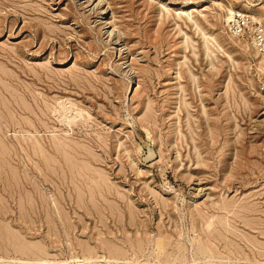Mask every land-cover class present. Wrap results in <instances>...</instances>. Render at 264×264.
I'll list each match as a JSON object with an SVG mask.
<instances>
[{
    "label": "rangeland",
    "instance_id": "374dc122",
    "mask_svg": "<svg viewBox=\"0 0 264 264\" xmlns=\"http://www.w3.org/2000/svg\"><path fill=\"white\" fill-rule=\"evenodd\" d=\"M62 261L264 264V0H0V264Z\"/></svg>",
    "mask_w": 264,
    "mask_h": 264
},
{
    "label": "bare ground",
    "instance_id": "6f19581e",
    "mask_svg": "<svg viewBox=\"0 0 264 264\" xmlns=\"http://www.w3.org/2000/svg\"><path fill=\"white\" fill-rule=\"evenodd\" d=\"M100 2H101V1H100ZM184 7H185V6H184ZM106 12H107V11H106ZM77 113H78V112H77ZM77 113H76V114H77ZM80 113H81V111H80ZM72 114H73V113H72ZM76 114H74V116H75ZM70 117H71V116H70ZM79 118H80V116H79ZM71 120H72V119H71ZM71 120H70V121H71ZM74 120H75V119H74ZM67 121H68V120H67ZM68 125H69V124H68ZM162 241H163V239H162ZM160 243H161V242H160ZM157 244H158V243H157ZM159 245H161V244H159ZM114 249H115V251H117V250H116L117 248H114ZM98 257H99V256H98ZM87 258H88V257H86V259H87ZM86 259H85V260H86ZM99 259H100V258H98V260H99ZM92 260H93V258H92ZM101 260H102V259H101ZM101 260H100V261H101ZM87 261H88V259H87ZM93 261H94V260H93ZM83 262H84V261H83ZM42 263H44V261H42ZM45 263H46V262H45ZM56 264H69V263H68V262H64V261H62V262H59V263L57 262ZM86 264H90V262H88V263H86ZM101 264H102V263H101Z\"/></svg>",
    "mask_w": 264,
    "mask_h": 264
}]
</instances>
